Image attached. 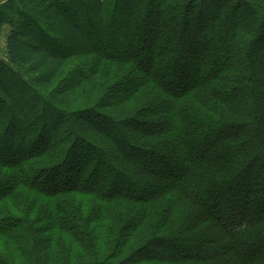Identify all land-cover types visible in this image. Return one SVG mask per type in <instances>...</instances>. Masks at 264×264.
Here are the masks:
<instances>
[{
  "label": "trees",
  "instance_id": "16d2710c",
  "mask_svg": "<svg viewBox=\"0 0 264 264\" xmlns=\"http://www.w3.org/2000/svg\"><path fill=\"white\" fill-rule=\"evenodd\" d=\"M0 264H264V0H8Z\"/></svg>",
  "mask_w": 264,
  "mask_h": 264
},
{
  "label": "rangeland",
  "instance_id": "374dc122",
  "mask_svg": "<svg viewBox=\"0 0 264 264\" xmlns=\"http://www.w3.org/2000/svg\"><path fill=\"white\" fill-rule=\"evenodd\" d=\"M8 0H0V5L7 2ZM9 31L7 26L0 29V61L5 62L6 52L4 48L6 34Z\"/></svg>",
  "mask_w": 264,
  "mask_h": 264
},
{
  "label": "crops",
  "instance_id": "0c3cea01",
  "mask_svg": "<svg viewBox=\"0 0 264 264\" xmlns=\"http://www.w3.org/2000/svg\"><path fill=\"white\" fill-rule=\"evenodd\" d=\"M4 48H5V44H4Z\"/></svg>",
  "mask_w": 264,
  "mask_h": 264
}]
</instances>
